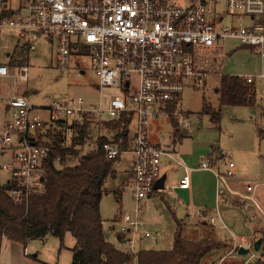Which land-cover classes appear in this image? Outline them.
<instances>
[{
    "label": "built area",
    "instance_id": "obj_1",
    "mask_svg": "<svg viewBox=\"0 0 264 264\" xmlns=\"http://www.w3.org/2000/svg\"><path fill=\"white\" fill-rule=\"evenodd\" d=\"M221 3L223 14L218 9ZM21 4L18 14L0 18V30L15 31L24 40L28 32L54 36L60 68L67 67L73 47L88 48L98 88H117L119 94L106 106H86L81 98L69 104L60 98L44 108L45 118L35 113L26 96L0 95V104L10 110V119L0 136V156L7 151L12 153L8 165L12 179L18 181V186L8 193L13 203L19 204L42 187V165L50 148L36 145L35 131L45 123L74 117L92 124L130 115L135 120L134 207L120 217L114 230L124 235L128 244L125 251L134 255L136 243L152 236L153 229L140 220L139 214L142 202L160 178L162 157L183 166L185 174L179 188H188L190 182L189 169L178 154L149 142V121L171 115L177 116L180 126H188L181 113L168 107L187 85L205 86L211 75L195 68L189 50L192 45L217 46L225 39H237L260 55L258 77H264V0H21ZM226 15L231 20L228 25H221ZM244 17L248 22H243ZM5 76L8 68L0 64V78ZM26 78L24 66L18 80ZM243 78L248 83L254 79ZM103 149L110 159L126 152L115 142L104 143ZM233 168L234 163L228 161L227 170L220 173L212 168L208 158L199 163V169L214 173L218 203L227 195H234L228 184ZM247 190L252 192L254 186H247ZM246 198L255 202L251 194ZM218 215L217 209L208 222L214 224ZM242 247L252 249L253 243H239L238 248Z\"/></svg>",
    "mask_w": 264,
    "mask_h": 264
},
{
    "label": "rangeland",
    "instance_id": "obj_2",
    "mask_svg": "<svg viewBox=\"0 0 264 264\" xmlns=\"http://www.w3.org/2000/svg\"><path fill=\"white\" fill-rule=\"evenodd\" d=\"M18 1L0 0V5L7 4L16 8ZM223 8L224 4H218L220 14L224 13ZM230 20L231 18L226 15L221 25H228ZM243 22H248V18L244 17ZM8 34L10 32L6 29L0 30V63H7L6 59L10 53H13L15 47L13 41H9ZM30 35L31 44L35 45V49L28 50V62H26L28 79L26 81H16L15 78L0 80V87L4 84L5 88L15 91L18 86L21 88L26 86L28 101L34 107L36 114L45 117L44 108L60 98L65 99L69 104H74L78 98H81L85 101L86 106H106L112 97L119 94L117 88H98V77L92 65L88 48L73 47L67 67L60 68L56 61L54 36H46L37 32H32ZM15 45H17L16 42ZM213 58L215 72H212L208 77L205 86L187 85L176 99V112L184 115L190 126L189 129L179 128V132L175 134L170 119L160 117L149 121L147 134L149 135L151 131L153 134H157L159 131L161 135L159 142L165 143L162 145L169 146L170 150L174 143L180 146L182 141L183 148L177 147L182 152L186 148L190 152L192 151V149L190 150L191 146L198 144L201 148L212 146L214 152L221 149L225 156L230 155L231 159L235 148L239 150L242 149L241 146L245 149L248 144L249 146L253 144L256 156L264 155V78L258 77L261 72L260 55L250 47L244 46L237 39H225L219 43ZM221 75L254 77L256 106L249 108L246 106L220 105L217 91ZM209 106L212 108V112H205L203 108ZM215 113L219 115L218 123H215ZM9 119L10 113L0 104V135L3 134L4 123ZM98 122L96 121L94 124ZM158 126L159 130H157ZM91 128L93 134L89 142L79 149L78 154L68 157L63 164L56 163L57 168L76 165L85 153L94 149L98 137L111 135V132L102 125L92 124ZM133 133L134 124L132 121L128 127V138H131ZM204 155L206 153L201 154V156ZM129 158V151L124 152L120 156V160L115 162L114 173H117V177H112L114 173L108 176L105 184L106 192L100 201L104 234L108 241L121 250H125L128 244L119 242L115 238L111 226L112 220L118 212L121 211L122 216L134 207ZM5 159L7 157L1 156L0 164ZM6 176L4 172H1L0 184L4 183ZM119 187L122 189V196L120 202H117L113 193ZM141 205L140 220L150 225L154 236L140 244L137 242L135 247L155 250L171 249L176 222L186 223V220L181 221L184 218L181 212L173 206V200L160 192L147 197ZM187 223L185 227L190 229L184 235L188 238L194 237L195 229L190 226L189 222ZM113 225L117 226V223L113 222ZM154 225L157 227L154 228ZM15 244L20 247L19 259L21 262L19 264H71V249L75 245V240L70 233H66L63 239V247H61L59 239L48 234L43 238H35L25 243ZM2 248L5 249L6 244ZM253 253L255 254V252ZM211 254L201 264H214L216 260L215 251Z\"/></svg>",
    "mask_w": 264,
    "mask_h": 264
},
{
    "label": "trees",
    "instance_id": "obj_3",
    "mask_svg": "<svg viewBox=\"0 0 264 264\" xmlns=\"http://www.w3.org/2000/svg\"><path fill=\"white\" fill-rule=\"evenodd\" d=\"M16 14L10 11L0 15V18ZM218 46L189 47L197 70L215 72L213 55ZM217 98L220 105L254 108L257 104L254 83L235 75L220 76ZM174 107L175 101L170 103V111ZM203 109L212 112L210 106ZM214 117L215 123H218L219 115L215 113ZM78 119L45 123L43 128L35 131L36 145L50 148L42 165V187L38 193H31L23 202L14 204L8 192L18 186V181L12 179L0 184V249L4 238L25 243L48 234L57 237L63 247L64 236L70 233L75 240L71 249V264H201L215 249L217 242L206 236L188 238L180 226L174 232L169 250L138 249L132 255L107 240L100 200L104 183L113 174L114 164L119 159V156L112 159L106 156L103 144L110 140L100 136L94 149L85 153L76 165L56 167V163L63 164L89 142L91 125L84 118ZM130 123V115L103 122L106 129L117 132L112 141L124 150L130 147ZM69 127L71 134L66 137ZM124 131L126 134H123Z\"/></svg>",
    "mask_w": 264,
    "mask_h": 264
},
{
    "label": "crops",
    "instance_id": "obj_4",
    "mask_svg": "<svg viewBox=\"0 0 264 264\" xmlns=\"http://www.w3.org/2000/svg\"><path fill=\"white\" fill-rule=\"evenodd\" d=\"M21 6H22L21 0L18 1L16 8H12L10 5L7 4L0 5V15H5L10 11L17 12L18 14ZM262 21L264 23V16L262 18ZM6 31L10 32V34H8V37L10 38L9 41L10 42L13 41L12 43H14L15 47L13 53H10L8 55L6 59L7 63L5 62L0 63L2 65H6L8 68V76L1 77L0 80L4 81L10 78L11 79L15 78V80L18 81L20 69L24 66L26 67V62H28V50L35 49V45L31 44L30 33L32 32H28L27 37L24 40L19 36L17 32L8 29H6ZM15 42L17 43V45H15ZM27 74H28V70H27ZM260 78H264V77H260ZM27 79L28 78H26V80ZM26 80H21V81H26ZM253 83H254V79H253ZM1 87H0V95H5V96L20 95V96H26L28 98L26 86L24 88L18 86L15 88V91L5 88L4 84H2ZM5 109L7 110V112L10 113V110L7 107H5ZM168 110H170L169 107ZM173 111H177L176 101ZM161 117H167L170 119V122L174 126L173 129L175 134L179 132V128L183 127L188 130L190 127L189 124L188 126H180L177 120V116L175 117L171 115H164ZM75 120H79V119L74 117L67 118L68 122H72ZM108 121H113V120H101L96 124L94 123L92 124L97 126L99 125L103 126V122H108ZM132 121L134 124V131H135V120L131 117V122ZM186 123H188L187 120ZM3 129H4V125H3ZM60 130H62V128ZM157 130H159V126ZM108 131L111 132V135L110 136L107 135L105 137H107L110 140V142H113L112 140L116 136L117 132L112 130H108ZM88 133L91 138L93 134V130L91 126L90 129L88 130ZM147 133H148V129H147ZM70 134H71V128L69 127L66 131V137H69ZM183 134L185 135V132ZM160 136L161 135L159 131H157V134H153L152 131L149 135L147 134V138L150 143L154 144L155 146L161 149L170 151L169 146H163L162 144L165 143L159 142ZM132 138L133 136L129 138L130 147L126 149V152L129 151L130 153V158H129L130 160L129 169H130V177H131L130 184L133 186L134 174L132 168H133L134 157L132 153V149H133ZM180 146L183 148L182 141L180 143ZM180 146H177V144L174 143L172 145L171 151L174 154L175 153L178 154L179 160H181L184 163V165L188 167L189 181H190L189 187L185 189L178 187L180 179L185 174L183 166L177 164L171 158L167 156H163L161 159L160 177L164 176V187L163 188L153 187L148 197H151L153 194L160 192L168 195L173 200V206L175 207V209L181 212L184 218L181 219V221L183 222L184 220H186V223H181L177 221L176 228L180 226L182 228L183 233L187 234L188 233L187 230H189L190 228L185 227V225H187L188 224L187 222H189V224H191L190 226L195 229L194 237L202 238L206 236L217 242V246L213 250L215 251L216 254V256H214L216 258L214 264H264V155L256 156L255 146L253 144H251L250 146L248 144L245 147V149L241 146L240 148L242 149L238 150V148H235L234 153H232L231 155V159H230V155L225 156V154L223 153L224 151L221 149L214 152L212 146H210L209 148H205V147L201 148L200 146H198V144H194L191 146L190 150L192 149V151L190 152L189 149L187 150V148L184 152H182L181 149H177V147L180 148ZM205 153L206 155L201 156V154H205ZM11 155L12 153L8 151L1 155L2 157L5 158L7 157V159H5V161L1 162L0 164L1 166L0 174L1 172H4L7 175L4 183L8 182L13 178L10 167L8 165L11 160ZM121 155L122 153L118 155L119 156L118 161L120 160ZM206 158L210 160V165L212 166V168L220 173H225V171L227 170L228 161H232L234 163L233 176L228 179L229 187L231 190L234 191V195H227L219 203L217 201V184L214 173L210 170L199 169V163ZM113 170L114 173L115 169ZM112 177L116 178L117 173H114ZM107 179L104 183L103 194L106 192L105 184L107 183ZM247 186H254V190L252 192H249L247 190ZM250 194L253 196L256 204L255 202L246 198V196ZM113 195L114 198L117 199V202L118 201L120 202L122 196V189L120 187L117 188L114 191ZM217 209L219 210V215L216 216V220L214 224H211L208 222V218L210 216H213L216 213ZM121 213L122 212L120 211L118 212L117 215L114 216L112 220L111 230L112 232L115 233V238L119 242L127 244L124 235L115 231L114 230L115 225H113V222L115 223L119 222ZM223 225H225V227H223ZM153 236L154 234L152 231V236L150 238H152ZM258 240L260 241L258 245V249H254V242ZM246 242L253 243L252 249H247L244 247L238 248L239 243L245 244ZM15 243H19V242L12 241L6 238L2 240L1 249H0V264L1 263L19 264V262H21V260L19 259L21 255L20 247L17 246ZM5 244H6V248L4 249L2 247ZM137 248L135 247L136 250L140 249ZM212 252H210L208 256ZM253 252H255V254ZM256 252L258 253L256 254Z\"/></svg>",
    "mask_w": 264,
    "mask_h": 264
},
{
    "label": "water",
    "instance_id": "obj_5",
    "mask_svg": "<svg viewBox=\"0 0 264 264\" xmlns=\"http://www.w3.org/2000/svg\"><path fill=\"white\" fill-rule=\"evenodd\" d=\"M125 134V132H123ZM164 187V176H161L154 184V188H163ZM260 241L254 242V249H258Z\"/></svg>",
    "mask_w": 264,
    "mask_h": 264
}]
</instances>
